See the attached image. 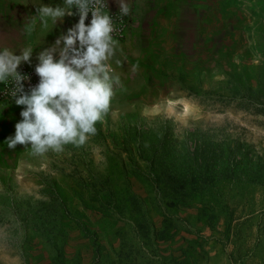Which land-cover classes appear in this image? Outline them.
Segmentation results:
<instances>
[{"label":"rangeland","instance_id":"obj_1","mask_svg":"<svg viewBox=\"0 0 264 264\" xmlns=\"http://www.w3.org/2000/svg\"><path fill=\"white\" fill-rule=\"evenodd\" d=\"M154 3L84 145L9 150L0 105V264H264V0Z\"/></svg>","mask_w":264,"mask_h":264},{"label":"clouds","instance_id":"obj_2","mask_svg":"<svg viewBox=\"0 0 264 264\" xmlns=\"http://www.w3.org/2000/svg\"><path fill=\"white\" fill-rule=\"evenodd\" d=\"M117 2L120 15L128 16V3ZM105 9L106 0H64L62 7H36L38 20L30 15L24 25L28 34L35 31L38 21L47 28L49 19L53 25L65 15H78L79 20L37 54L34 71L38 83L27 91L23 82L30 77L17 69L22 62L31 63L33 47L22 48L19 55L8 47L0 48V83L11 84L4 94L23 106L14 135L4 141L9 150L22 145L30 148L32 155L43 156L49 151L62 152L68 144L82 146L96 134L95 125L109 113L120 84L111 64L117 46L112 35L115 27ZM89 13L91 20L86 24Z\"/></svg>","mask_w":264,"mask_h":264},{"label":"crops","instance_id":"obj_3","mask_svg":"<svg viewBox=\"0 0 264 264\" xmlns=\"http://www.w3.org/2000/svg\"><path fill=\"white\" fill-rule=\"evenodd\" d=\"M125 2L128 3L131 9L132 26L122 40H116L117 50L129 41L132 29L138 25V21H141L147 13L151 12L148 6L150 7L155 4L154 0H125ZM40 4L62 7L64 1L0 0V48L8 47L14 50L13 54L19 55L22 48L33 47L31 63L22 62L18 68L23 65H36L38 63L37 54L44 48L51 46L58 36L65 33L68 28L72 27L79 20L74 15H65L63 20H58L55 25L49 19L47 28H43L38 21L35 31L28 34L24 31V25L28 22L30 15L36 17L38 20V14L35 9ZM106 5L110 9H119L117 0H106ZM1 85L2 83H0V87Z\"/></svg>","mask_w":264,"mask_h":264},{"label":"built area","instance_id":"obj_4","mask_svg":"<svg viewBox=\"0 0 264 264\" xmlns=\"http://www.w3.org/2000/svg\"><path fill=\"white\" fill-rule=\"evenodd\" d=\"M64 1V0H62ZM106 11L108 10L109 15L112 16L113 19V23H114V27H115V31L113 32V39L114 40H122L125 35L128 33V31L130 30L131 26H132V14L130 12V14L128 16H121L119 13V9H110L107 6V9H105ZM73 13H76V9L73 8L72 9ZM76 18L79 19L78 15H74ZM91 20V13H89L87 19L85 20L86 24H89ZM36 65H23L20 68H18V72L22 73V74H26L27 76L30 77L29 81H24V87H25V91H27L28 87L30 85L34 86L35 84L38 83V76L35 74L34 68ZM11 89V84L9 85H5L2 83L1 87H0V105L6 102H10V101H14V99H12L10 97V95H5L4 93L8 90Z\"/></svg>","mask_w":264,"mask_h":264},{"label":"trees","instance_id":"obj_5","mask_svg":"<svg viewBox=\"0 0 264 264\" xmlns=\"http://www.w3.org/2000/svg\"><path fill=\"white\" fill-rule=\"evenodd\" d=\"M190 153L193 154V155L197 154V156H195V158L199 160V164L201 163V165H204L206 168H208L209 166H216L218 164V163L216 164L215 156L210 155L208 153H205L203 151L195 153L194 149H192L190 151ZM221 155L219 156V161L218 162L222 161V164H224L225 162H228L229 154L228 153H223ZM159 191H161V190H159Z\"/></svg>","mask_w":264,"mask_h":264}]
</instances>
